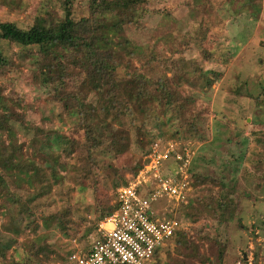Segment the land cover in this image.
<instances>
[{
    "label": "rangeland",
    "instance_id": "obj_1",
    "mask_svg": "<svg viewBox=\"0 0 264 264\" xmlns=\"http://www.w3.org/2000/svg\"><path fill=\"white\" fill-rule=\"evenodd\" d=\"M147 7L149 10L138 23L118 26L115 37L111 36L114 41L108 44L125 57L135 55L130 57L135 69L140 73L148 71V76L156 77L160 72L159 62L173 67V51L185 47L187 42L185 57L197 60L202 77L210 85L191 90L187 94L194 98L191 102L168 83L166 98L181 101L187 118L201 111L204 123L196 134H191L179 127V116L168 113L170 120L164 126L169 131H178L174 140L177 144L185 141L193 146L195 152L189 173L193 174L196 184L215 177L233 188L235 207L225 210L220 224L208 223L209 231L213 233L215 227L225 245L223 264H251L255 253L257 264H264V149L253 140L255 136L264 140V103L255 104L254 100L264 87V0H148ZM40 14L53 21L59 20L63 15L60 0H0V22L10 21L26 28ZM0 47L7 58L10 56L11 61L21 63L14 66L9 62L0 68V113L5 104L21 115L25 124L40 122L49 132L68 131L71 119L60 103L47 93L48 87L38 82V67L31 55L5 40L0 41ZM70 57L61 60L70 74L66 89L75 88L81 76V69ZM118 73L119 76L123 74L121 70ZM120 88L129 93V81H121ZM142 105L150 118L146 127L152 141L168 140L162 133L163 126L153 120L156 108L148 95ZM29 140L27 137L26 154L33 151ZM151 143L145 146L149 149ZM139 152L133 143L129 151L110 160L111 169L95 168L93 175L77 177V180L69 177L67 182L63 180L67 184L60 185L61 181L53 186L57 206L62 208L68 204L74 218L81 223L74 238L69 240L52 228L39 226L33 230L30 226L16 242L12 235L0 229V245L8 246L9 253L22 259L26 255L24 240L30 238L44 248L42 253L49 251L50 257L48 262L33 258L28 264H73L66 257V251L89 246L100 221L93 223L94 202L101 206L113 203L116 187L133 174ZM120 175L123 182H120ZM112 182L120 183L113 188ZM200 190L198 186L194 192ZM152 207L156 214L167 215L171 204L166 198H159ZM4 213L5 208H0V226L5 220ZM174 213L178 215L177 211ZM181 221L189 232H193L191 226L198 225L187 219ZM164 261L161 251L157 259L147 264H164Z\"/></svg>",
    "mask_w": 264,
    "mask_h": 264
},
{
    "label": "trees",
    "instance_id": "obj_2",
    "mask_svg": "<svg viewBox=\"0 0 264 264\" xmlns=\"http://www.w3.org/2000/svg\"><path fill=\"white\" fill-rule=\"evenodd\" d=\"M60 4L63 15L57 21L40 14L26 28L10 21L0 22V41L14 43L24 54L31 55L38 67V82L48 87L47 93L71 119L68 131L49 132L40 122L25 124L21 115L4 104V111L0 113V208H5V220L0 229L12 235L14 242L30 226L33 230L39 226L55 229L69 240L76 236L80 221L74 218L68 204L59 208L54 198L53 186L61 181L93 175L95 168L111 169L110 160L129 151L133 143L140 150L133 173L143 165V155L148 149L145 144L152 142L146 127L150 118L142 105L146 95L155 104L153 120L163 126L165 138L175 140L178 134L177 130L169 131L164 126L170 120L168 113L179 116V127L191 134H196L204 123L201 111L187 118L181 101L166 98L168 83L191 102L194 98L187 95L191 90L210 85L202 77L197 60L185 57L187 42L185 47L173 51V67L159 62L160 72L156 77L135 69L130 60L135 55L125 57L108 44L114 41L111 36L115 37L118 26L139 22L149 10L148 0H60ZM68 55L81 69L80 80L73 89L65 88L70 74L61 61ZM9 62L14 66L21 64L11 61L10 56L7 58L0 47V68ZM123 80L130 83L129 93L120 88ZM1 91L2 88L0 94ZM254 100L255 104L264 103V87ZM27 137L33 147L30 154L25 152ZM253 140L264 149L262 137L255 136ZM180 145L193 148L190 142L182 141ZM192 175L188 204L172 208L167 215L180 221L198 222V225L191 226L193 232L177 228L165 244L154 251L152 259H157L163 251L164 264H223L225 245L215 227L213 233L209 231L208 223L220 224L225 210L235 207L233 188L215 177L196 184ZM120 178L123 182L121 175ZM64 181L60 185L67 184ZM120 182H112V187ZM198 186L201 190L195 193ZM94 207L95 225L114 210V203L101 206L94 202ZM24 242L26 255L22 259L9 253L8 246L0 245V264H28L33 258L48 262L49 251L42 253L44 248L30 238H25ZM66 253L68 258L70 251ZM257 259L255 253L251 264H257Z\"/></svg>",
    "mask_w": 264,
    "mask_h": 264
},
{
    "label": "built area",
    "instance_id": "obj_3",
    "mask_svg": "<svg viewBox=\"0 0 264 264\" xmlns=\"http://www.w3.org/2000/svg\"><path fill=\"white\" fill-rule=\"evenodd\" d=\"M194 152L172 139L152 141L143 165L116 187L114 210L99 221L98 238L87 252L74 249L68 259L73 264H147L177 228H187L175 216L156 214L152 204L159 198L173 207L188 204Z\"/></svg>",
    "mask_w": 264,
    "mask_h": 264
},
{
    "label": "crops",
    "instance_id": "obj_4",
    "mask_svg": "<svg viewBox=\"0 0 264 264\" xmlns=\"http://www.w3.org/2000/svg\"><path fill=\"white\" fill-rule=\"evenodd\" d=\"M172 208H174L172 205H171V207L169 208L170 210H172ZM168 209V210H169ZM166 212H167V210H166V208L164 209ZM98 236H99V231L97 230V228H96V232H95V234H94V238H93V241L96 239V238H98ZM93 241L90 243V245L88 246V245H86V247H84L83 249H82V251H84V252H87L88 251V249H89V247L91 246V244L93 243Z\"/></svg>",
    "mask_w": 264,
    "mask_h": 264
}]
</instances>
